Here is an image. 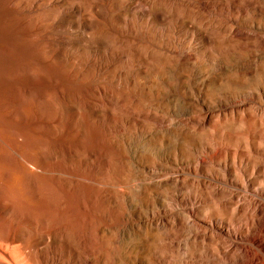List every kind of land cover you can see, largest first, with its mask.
I'll list each match as a JSON object with an SVG mask.
<instances>
[{
  "label": "rangeland",
  "instance_id": "1",
  "mask_svg": "<svg viewBox=\"0 0 264 264\" xmlns=\"http://www.w3.org/2000/svg\"><path fill=\"white\" fill-rule=\"evenodd\" d=\"M0 4L10 11L0 15V194L11 205L0 213V233L29 220L55 225L59 206L70 221H79L81 203L91 212L85 221H104L103 189L115 183L114 221H121L123 206L159 219L158 227L140 226L134 236L137 264H156L155 249L145 250L147 244H163L158 251L178 247L183 254L184 218L197 222L191 210L202 217L201 204L185 193L184 174L210 160H239L228 148L237 151L240 142L226 134L246 126L231 121L223 128L216 110L238 106L250 90L258 98L247 102L264 107V32L253 45L233 41L235 33L252 34L235 19L264 23V0ZM24 4H41L37 16ZM217 97L225 98L224 106ZM249 156L264 160L250 149ZM124 160L166 164L182 187L161 182L157 201L153 185L138 184ZM117 186L125 193H117ZM144 197L150 203L142 204ZM145 230L154 237L145 238ZM234 234L239 241L251 236Z\"/></svg>",
  "mask_w": 264,
  "mask_h": 264
},
{
  "label": "bare ground",
  "instance_id": "2",
  "mask_svg": "<svg viewBox=\"0 0 264 264\" xmlns=\"http://www.w3.org/2000/svg\"><path fill=\"white\" fill-rule=\"evenodd\" d=\"M40 6L41 4H24L23 10L37 16ZM256 7L261 8L258 4ZM4 13L8 14L10 11L4 10L0 4V15ZM234 22L241 23L240 26L252 31V34L235 33L236 38L233 41L236 46L243 41H250L253 45L264 32V23H260L256 18L242 16ZM229 31L234 32L231 27ZM247 37L251 39L247 40ZM260 41L264 43V38ZM247 55H254L251 48H247ZM243 98L246 101L238 106L230 105L216 110L223 128H229L231 121L235 124L241 122L246 126L242 133L235 131L233 135L226 134L229 139H237L240 142L237 151L228 148V155L237 152L239 160H210V164H206L199 171L195 166H191L189 172L193 175L184 174V189L187 190L185 193L192 197L195 203L201 204L199 210L202 217L191 210L189 214L197 222L184 218L183 254L179 253L178 247L158 251L162 250L163 244L157 247L148 244L144 246L145 250L155 249L156 264H161L165 259V264H264V160L249 156L250 149L264 158V146H259L257 140L260 138L264 141V107L257 105L259 101L247 102L258 98V94L253 90L247 91ZM223 99L225 98H215L218 106H224ZM226 99L234 101L232 98ZM174 121L172 119L171 123ZM225 155L222 151L218 153L219 158ZM124 161L126 166L132 167L137 173L138 184L142 186L146 180V184L153 185L151 193L156 195L154 198L157 201L161 195V182L170 183L173 189L182 187L166 164L158 161H138L137 164L134 160ZM141 165L148 168L141 170ZM236 170L239 173H234ZM200 172L202 176L199 175ZM226 175L230 178L227 182ZM255 185L259 191L255 189ZM114 186L115 183H111L103 189L104 221H85V218H91V212L81 203L79 221H70L59 206L55 225L46 227L29 220L28 223L15 224L7 235L0 233V264H137L134 236L140 226L147 228L149 224H155L158 227L159 219H153L150 213L141 215L136 209L127 211L123 206L121 221H114L115 208L119 205ZM135 187L136 185L131 186L132 189ZM116 189L117 193H125V189L120 186ZM141 202L146 205L150 200L144 197ZM130 203L128 197L129 208H132ZM5 209H11V205L7 204L0 194V213ZM185 210L188 211L187 208ZM180 222L182 223V220ZM201 222L209 224L210 227L202 225ZM230 231L233 234L251 236L242 241L234 240ZM28 232L34 234L30 240L25 237ZM143 235L145 238L154 237L146 230ZM109 252L111 258L107 261ZM138 262L150 264L147 259H139Z\"/></svg>",
  "mask_w": 264,
  "mask_h": 264
}]
</instances>
